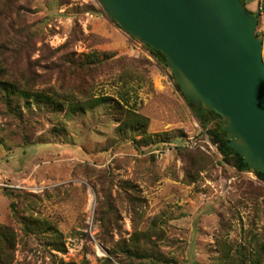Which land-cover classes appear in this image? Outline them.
<instances>
[{"label": "rangeland", "instance_id": "374dc122", "mask_svg": "<svg viewBox=\"0 0 264 264\" xmlns=\"http://www.w3.org/2000/svg\"><path fill=\"white\" fill-rule=\"evenodd\" d=\"M243 1L264 60V0ZM172 77L96 0H0V81L62 107L0 93V264H264V182ZM126 110L146 129L122 132Z\"/></svg>", "mask_w": 264, "mask_h": 264}, {"label": "water", "instance_id": "95a60500", "mask_svg": "<svg viewBox=\"0 0 264 264\" xmlns=\"http://www.w3.org/2000/svg\"><path fill=\"white\" fill-rule=\"evenodd\" d=\"M131 39L164 55L186 102L224 121L227 145L264 174V60L241 0H96Z\"/></svg>", "mask_w": 264, "mask_h": 264}, {"label": "trees", "instance_id": "16d2710c", "mask_svg": "<svg viewBox=\"0 0 264 264\" xmlns=\"http://www.w3.org/2000/svg\"><path fill=\"white\" fill-rule=\"evenodd\" d=\"M244 3V6L246 10L250 14H254L250 12L247 9L246 3L241 0ZM258 19V14H254ZM118 28L119 26L111 20ZM257 38L261 40L258 36ZM152 55L157 59V61L163 65L165 68H168L165 63L164 55L160 52H156L154 50L149 49L148 47H145ZM95 61V60H94ZM92 59L90 62H94ZM172 79L175 82V86L177 90L181 93L179 86L177 85L175 79L172 77ZM0 93L2 94L3 98H5L6 103L8 104V107L12 110L19 109L18 102L12 106V100H18L23 101L25 104H29V100H38L42 101L45 104L53 105L54 109H59V111L62 110L61 105H57V103L54 101V99L48 95H43L38 92L29 93L23 89L20 88V86L15 82H2L0 81ZM182 95V93H181ZM184 98V96L182 95ZM12 99V100H11ZM185 99V98H184ZM107 99L105 98H99L94 101L95 105L105 104ZM186 101V100H185ZM187 105L192 109L197 121L199 122L201 128L206 132L208 135L209 141L216 147L219 154L222 156L223 162L227 164H231L238 172H245L249 171L247 170L246 164L244 160L235 152L233 151L228 145L227 141L224 139L225 134L222 131V126L225 124L222 118L216 114L214 111H201L194 108L192 105ZM29 106V105H28ZM15 107V108H14ZM74 108V107H73ZM119 115L121 116V119L123 123L124 128H122V132L127 133L131 131L133 128L134 131L137 130H145L146 126L148 124V120L137 113L133 111H120ZM124 129V131H123ZM261 181L264 182V174L253 170L252 171ZM10 208L14 214H16L15 211V205H10ZM13 241V235L9 229L6 227L0 226V254L4 253V251L1 248H9ZM259 259L256 261L255 264H259Z\"/></svg>", "mask_w": 264, "mask_h": 264}, {"label": "built area", "instance_id": "2783aa9c", "mask_svg": "<svg viewBox=\"0 0 264 264\" xmlns=\"http://www.w3.org/2000/svg\"><path fill=\"white\" fill-rule=\"evenodd\" d=\"M260 6H261V5H260ZM261 9H262V8H261V7H259V11H261Z\"/></svg>", "mask_w": 264, "mask_h": 264}]
</instances>
